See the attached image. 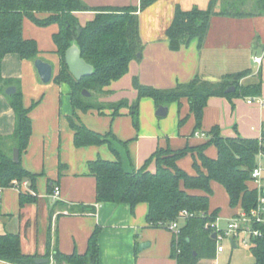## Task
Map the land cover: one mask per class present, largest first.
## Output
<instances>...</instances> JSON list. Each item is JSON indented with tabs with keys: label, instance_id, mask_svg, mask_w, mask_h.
I'll list each match as a JSON object with an SVG mask.
<instances>
[{
	"label": "crops",
	"instance_id": "1",
	"mask_svg": "<svg viewBox=\"0 0 264 264\" xmlns=\"http://www.w3.org/2000/svg\"><path fill=\"white\" fill-rule=\"evenodd\" d=\"M211 1L157 0L139 11L143 42L141 55L130 62L126 75L108 86L109 93L98 97L104 103L129 101V105L122 107L116 116L108 107L101 111L74 108L70 86L55 80L61 67L53 40L58 25L40 26L28 17L24 19V37L37 41L40 50L37 58L52 64L53 76L51 81L43 82L35 61L17 54L6 55L2 62L3 77L12 80L9 86H15L16 91L20 88L24 107L31 108L32 133L28 146L21 152L20 161L27 170L37 174V179L35 187L30 183L24 188L35 195L36 200L24 206L20 205V190L12 186L5 188L0 197V233L19 232L25 253L47 257L50 259L48 264H55L52 257H48L49 253L56 249L66 254L86 252L90 236L99 227L100 264H177L172 256L174 233L165 227L147 225L149 205L146 202L132 208L127 203L96 201L97 182L90 173L89 162L100 157L115 160L118 154L124 168L131 171L141 167L158 147H198L209 140L208 132L213 126H219L221 134L226 137L240 134L247 138H264V105L248 102L255 97L264 99V14L242 17L216 14L202 46L198 37L178 50L169 46L167 29L176 6L180 5L184 10L207 9ZM224 1L216 0L217 11L222 9ZM84 2L91 8L140 5V0ZM76 15L85 24L95 17L96 11H78ZM256 58L261 61L257 62ZM246 69L250 73L241 78L240 84L252 82L260 74L263 82L261 94L210 97L201 129L195 130L196 119L187 97L167 104L169 109L165 116L157 115L159 106L154 98L142 97L139 123L138 127L135 126L131 114V105L138 98L133 84L135 77L143 84L168 89L189 82L197 75L217 82L226 74ZM8 95L11 94L0 93V136L10 137L5 147L13 156L16 114ZM74 113L96 131H111L114 135L111 142L76 146L75 131L69 121ZM183 117H187L186 121L180 124ZM204 152L212 158L218 155L214 144L208 145ZM196 157L198 151L195 149L181 157L178 165L188 173L196 174ZM155 168L152 162L150 169ZM248 184L251 188L258 187L254 180ZM55 185L61 188L59 199L52 197ZM212 187L210 211L218 209L219 222L229 223L242 208L230 205V196L224 185L213 180ZM191 192L203 193L200 190ZM84 205L95 206L96 210H84L81 208ZM143 243L146 245L140 249ZM225 251V248L219 251L217 245L215 255L202 257L198 264L202 259H207V264H254L256 261L251 250L245 262L236 259L233 250L222 263ZM0 264L14 263L0 260Z\"/></svg>",
	"mask_w": 264,
	"mask_h": 264
},
{
	"label": "trees",
	"instance_id": "2",
	"mask_svg": "<svg viewBox=\"0 0 264 264\" xmlns=\"http://www.w3.org/2000/svg\"><path fill=\"white\" fill-rule=\"evenodd\" d=\"M155 1L140 0L139 6L91 8L84 0H0V93H6V88L12 82L2 75L5 56L13 53L35 61L40 53L37 41L23 35V22L28 17L40 26L58 25L53 40L61 67L55 80L70 86L74 108L101 111L108 107L113 109L114 116L120 114V109L129 105L128 100L104 103L98 97L110 92L108 86L128 73L130 62L142 51L139 11ZM215 5L216 0H212L207 9L194 7L184 10L177 5L167 29L170 48L178 50L189 45L196 37L202 46L211 19L216 14L240 17L264 14V0H225L220 11L215 9ZM87 10H95L96 15L82 24L76 12ZM40 13L45 16H39ZM73 43L78 44L82 57L94 66L93 73L81 79L75 78L70 72L65 59L66 51ZM249 73V69L233 72L217 82L197 75L189 82L168 89L143 84L135 77L133 84L138 91V98L131 105L134 124L138 127L139 101L142 97L154 98L158 106L180 102L182 97H187L190 111L196 119L195 130L201 129L204 109L210 97L261 94L263 82L260 74L254 81L240 84L241 78ZM230 86H235L236 90L227 93ZM83 90L91 95L83 94ZM93 95L95 99H91ZM8 97L16 114L12 138L21 155L32 133L31 108L24 107L19 87ZM186 118H180L179 123L182 124ZM69 121L75 131L74 142L78 147L110 143L114 137L111 131L102 133L88 127L75 113ZM208 134L209 140L198 147H158L141 167L131 171L124 168L118 154L115 160L100 157L89 162L90 173L97 182L98 203H127L134 208L138 203L146 202L149 205L146 217L148 226L169 229V224L178 220L180 233L177 238L174 235L172 241V256L176 258L177 264H198L202 257L215 255L217 240L212 237L214 228L211 223L217 219L219 210L210 211L213 180L224 185L232 207L240 206L249 212L258 202V188H251L248 183L253 180L252 171L258 164L260 152H264L261 140L240 134L226 137L221 134L219 126H213ZM9 138L0 136V183L9 187L15 179H28L31 186L35 187L37 174L27 170L21 161L15 162L12 154L7 152L5 146ZM210 144L217 147L218 155L215 158L204 152ZM195 149L198 151L194 161L197 173L190 174L178 165V160ZM152 162L156 165L155 170L150 169ZM193 190L203 193H193ZM35 200L36 196L29 190L20 191L21 206ZM81 208L92 212L96 210L95 206L90 205ZM182 210H187L189 215L180 218ZM255 227L262 231V235L253 238L250 250L256 259L254 264H264V224H256ZM99 235L100 228L96 227L84 253L75 251L66 254L56 249L48 257H52L55 264H100ZM38 256L23 251L19 232L0 233V260L14 264H38L35 261Z\"/></svg>",
	"mask_w": 264,
	"mask_h": 264
},
{
	"label": "built area",
	"instance_id": "3",
	"mask_svg": "<svg viewBox=\"0 0 264 264\" xmlns=\"http://www.w3.org/2000/svg\"><path fill=\"white\" fill-rule=\"evenodd\" d=\"M257 62H260V58H256ZM249 103L257 102L259 104L264 105V99L261 97H255L248 100ZM262 145H264V138L261 139ZM264 152L261 151L259 154V160L257 166L252 171V179L257 182L258 184V191H259V197L257 206L252 208L249 212L242 210L237 215L230 218L228 226L226 228H222L219 225L218 217L217 219L211 223L212 227L214 228V233H216V240L218 245V250L223 251L224 246L221 244V240L224 238L230 236L231 234H234L235 236H238L240 233H245L248 236V242L249 246L252 244V240L255 237L261 236L262 231L255 227L256 224H264V194L262 193V189L264 188ZM30 185V180L24 179L23 181H20L18 179H15L12 181V184L10 186L22 191L24 188H28ZM8 186H4L0 183V197L3 195V192L5 188ZM52 197L54 199H59L61 197V188L59 185H55ZM189 215V212L187 210H182L179 213V217L183 218ZM169 230H171L176 238L178 237L180 233L179 228V222L178 220H174L169 224ZM233 237V238H234ZM233 238L231 239L232 241Z\"/></svg>",
	"mask_w": 264,
	"mask_h": 264
},
{
	"label": "water",
	"instance_id": "4",
	"mask_svg": "<svg viewBox=\"0 0 264 264\" xmlns=\"http://www.w3.org/2000/svg\"><path fill=\"white\" fill-rule=\"evenodd\" d=\"M141 52L137 53V57H140ZM66 63L69 67L70 72L75 76L77 79H81L84 76L91 75L94 71V66L90 63H88L81 55V49L78 46L77 43H73L66 51L65 54ZM35 66L38 70V73L40 75V78L43 82H49L52 79L53 76V66L51 63L41 59L36 58L35 59ZM236 90L235 86H230L227 88L226 92L230 93ZM6 92L8 94H13L16 92L15 86H9L6 89ZM83 94L90 96L91 93L87 90H83ZM168 106L167 105H159L157 109V115L159 116H165L168 113ZM13 160L15 162L20 161V149L18 147H15L13 150ZM213 238H216V233L212 234ZM146 244L143 243L140 245V248L142 249ZM232 246H236V243L232 241ZM196 252H194V255ZM49 258L47 257H37L35 259L36 263L42 264L49 262Z\"/></svg>",
	"mask_w": 264,
	"mask_h": 264
},
{
	"label": "rangeland",
	"instance_id": "5",
	"mask_svg": "<svg viewBox=\"0 0 264 264\" xmlns=\"http://www.w3.org/2000/svg\"><path fill=\"white\" fill-rule=\"evenodd\" d=\"M91 99H95V95H93V97ZM263 163H264V160H263ZM219 225L222 228H226L228 226V223H227V221L222 222V223L219 222ZM233 237H234V234H231L230 236L221 240V244H223V246L226 249V251L224 253L225 256L222 259V263H225V261L229 257V254L233 250L235 252L236 259H243L244 262L246 261L248 254H250L249 253L250 252V246H249V242H248V236L245 233H240L238 236H235L234 238ZM232 238H233L234 242L236 243L235 248H233V246H232V240H231ZM202 262H204V264H207L208 260L202 259L201 264H202ZM208 264H210V263H208Z\"/></svg>",
	"mask_w": 264,
	"mask_h": 264
}]
</instances>
